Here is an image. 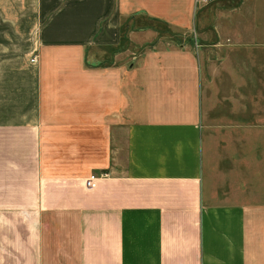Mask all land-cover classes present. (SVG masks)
I'll use <instances>...</instances> for the list:
<instances>
[{"label": "crops", "instance_id": "0c3cea01", "mask_svg": "<svg viewBox=\"0 0 264 264\" xmlns=\"http://www.w3.org/2000/svg\"><path fill=\"white\" fill-rule=\"evenodd\" d=\"M193 8L0 0V264H264V34Z\"/></svg>", "mask_w": 264, "mask_h": 264}, {"label": "rangeland", "instance_id": "374dc122", "mask_svg": "<svg viewBox=\"0 0 264 264\" xmlns=\"http://www.w3.org/2000/svg\"><path fill=\"white\" fill-rule=\"evenodd\" d=\"M193 25L190 28L174 27L163 19L152 22L163 41L176 46L181 41H199V24L211 20L205 30H214L213 21L221 24L220 33L261 36L264 34V0H194ZM197 22V23H196ZM234 22V27L227 26ZM198 25V26H197ZM167 43V42H166Z\"/></svg>", "mask_w": 264, "mask_h": 264}, {"label": "built area", "instance_id": "2783aa9c", "mask_svg": "<svg viewBox=\"0 0 264 264\" xmlns=\"http://www.w3.org/2000/svg\"><path fill=\"white\" fill-rule=\"evenodd\" d=\"M34 58H31V60H33ZM97 175L96 174H90L88 176L85 177L84 179V183L86 186L90 187V186H94L96 183V179H97Z\"/></svg>", "mask_w": 264, "mask_h": 264}]
</instances>
